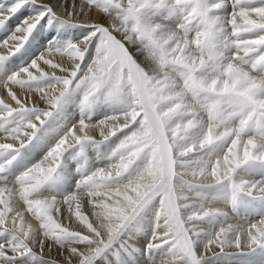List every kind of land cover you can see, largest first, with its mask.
<instances>
[{
    "label": "snow or ice",
    "instance_id": "snow-or-ice-1",
    "mask_svg": "<svg viewBox=\"0 0 264 264\" xmlns=\"http://www.w3.org/2000/svg\"><path fill=\"white\" fill-rule=\"evenodd\" d=\"M0 264H264V0H0Z\"/></svg>",
    "mask_w": 264,
    "mask_h": 264
},
{
    "label": "bare ground",
    "instance_id": "bare-ground-1",
    "mask_svg": "<svg viewBox=\"0 0 264 264\" xmlns=\"http://www.w3.org/2000/svg\"><path fill=\"white\" fill-rule=\"evenodd\" d=\"M54 254V253H53Z\"/></svg>",
    "mask_w": 264,
    "mask_h": 264
}]
</instances>
